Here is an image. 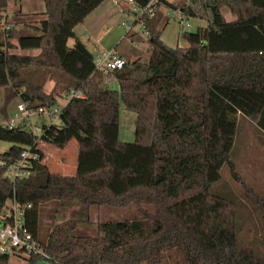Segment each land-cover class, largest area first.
I'll list each match as a JSON object with an SVG mask.
<instances>
[{"label":"trees","instance_id":"1","mask_svg":"<svg viewBox=\"0 0 264 264\" xmlns=\"http://www.w3.org/2000/svg\"><path fill=\"white\" fill-rule=\"evenodd\" d=\"M42 1L45 17L38 25L25 24L38 34L20 35L14 26L0 25V109L6 114L16 97L32 106L55 101L56 86L45 91L40 80H29L32 74H57L63 89L81 86L84 97L66 104L63 125L42 135L58 148L75 139V171L54 172L42 163L29 176L11 180L0 166V205L12 196L30 203L26 223L34 235L37 207L53 200L134 208L125 219H97L96 235L74 233L88 219L52 225L41 242L47 257L31 255L25 264H169L170 255L175 264H248L237 245L234 204L210 186L224 163L236 176L229 155L236 115L264 130V0H205L211 21L185 31L186 46L174 51L160 39L157 10L145 21L147 60L125 59L111 73L114 88L107 86L109 74L94 70V54L73 30L104 0ZM133 1L141 6L149 0ZM161 3L195 15L182 1ZM222 5L233 20L223 17ZM7 6L8 0H0V21ZM120 104L136 113L131 142L118 137ZM0 140L11 142L0 154L9 160L35 143L30 133L1 124ZM40 157L43 162L44 152ZM0 264H10L9 256L0 255Z\"/></svg>","mask_w":264,"mask_h":264},{"label":"rangeland","instance_id":"2","mask_svg":"<svg viewBox=\"0 0 264 264\" xmlns=\"http://www.w3.org/2000/svg\"><path fill=\"white\" fill-rule=\"evenodd\" d=\"M187 5L194 9L195 15L189 16V25L179 28L174 23L166 20L160 38L165 45L167 37L178 38L174 47L186 46L185 31H194L198 26H206L212 19L211 8L204 4V0H185ZM44 9L42 0H8L7 23L15 27L20 35L32 36L37 31L26 27V23L39 24L40 11ZM226 20L232 19V13L226 5L220 7ZM126 18L119 6L112 0L102 1L91 11L81 23L74 27V37L81 39L86 47L95 55L98 51L113 49L122 53L127 59L139 58L146 61L149 52L142 50L136 32V27L129 34L123 36L124 28L121 22ZM69 38L68 46H72L75 38ZM15 43L14 39H10ZM141 45V46H140ZM10 52L36 54L38 50L9 49ZM60 77H64L60 74ZM59 75L46 73L32 74L29 80L34 84L40 80L43 89L50 91L56 86V95L64 89L61 82L58 84ZM60 79V78H59ZM64 80V79H63ZM36 84H39L36 83ZM35 84V85H36ZM109 87H116V82L111 80ZM18 97L12 99L6 106V114L0 109V124L4 125L10 110L14 107ZM3 102V90L0 88V108ZM136 113L119 106L118 137L121 141L134 140ZM11 145V142L0 140V154ZM43 164L54 172L70 174L75 171L77 147L75 139H71L64 148L52 144H44ZM230 159L234 163L236 176L233 175L229 165L224 163L220 168V178L210 186V192L233 202L236 212L235 225L239 250L245 252L250 261L248 264H264V130L258 127L250 118L242 114L236 115V131L234 142L230 150ZM263 200V202H262ZM133 206L125 208L118 206L102 205L87 208L76 200L62 203L58 200L42 203L37 207L38 230L37 238L45 241L52 225L66 219H88L89 222L77 225L74 233L77 235H96V221L109 219H125L133 212ZM169 264H175V257L170 255ZM10 264H25L14 257L9 258Z\"/></svg>","mask_w":264,"mask_h":264},{"label":"built area","instance_id":"3","mask_svg":"<svg viewBox=\"0 0 264 264\" xmlns=\"http://www.w3.org/2000/svg\"><path fill=\"white\" fill-rule=\"evenodd\" d=\"M205 1V0H204ZM119 6L125 16L121 22L124 28L123 36L129 34L135 27L136 32L148 37L145 21L154 17L160 10L161 0H149L144 5H137L133 0H112ZM165 16L169 21L176 23L180 28L189 25V16L181 7H165ZM7 8L0 25L4 28L11 26L7 23ZM94 70L102 74H109L106 83L112 80L111 73L121 68L125 59L113 49L98 51L93 58ZM80 87H69L59 95H55V101L49 105L32 106L18 99L10 110L5 120V126L9 129L16 128L34 136L35 143L24 145L20 155L15 160L0 159V166L5 169V174L11 180L27 177L37 171L36 166L42 165L40 153L44 152L42 135L51 127L63 125L62 112L66 104L72 98H83ZM36 165V166H34ZM32 209L30 203L20 204L14 196L0 205V255H8L20 261H26L28 256L47 257L44 246L36 235L32 234L26 223V215Z\"/></svg>","mask_w":264,"mask_h":264},{"label":"crops","instance_id":"4","mask_svg":"<svg viewBox=\"0 0 264 264\" xmlns=\"http://www.w3.org/2000/svg\"><path fill=\"white\" fill-rule=\"evenodd\" d=\"M168 1H173V0H168ZM179 1H182L183 3H185L186 5H187V3L185 2V0H179ZM189 6H190V4H189ZM192 8V7H191ZM193 9V8H192ZM160 13H161V26L160 25H158L157 27H156V29H158L159 27L161 28V31L164 29V26H165V23H166V20H167V17L165 16V13H164V11H165V7L162 5L161 6V8H160ZM193 11H194V9H193ZM44 9L42 10V11H40V13H42V15L39 17V20H41V19H43L44 17H45V15H44ZM194 13H196L195 11H194ZM222 13V12H221ZM235 18V15H233L232 14V19H230V20H233ZM168 22H171V21H169L168 20ZM171 23H174V22H171ZM167 24V23H166ZM175 25H177L176 23H174ZM163 25V26H162ZM178 26V25H177ZM179 27V26H178ZM199 27V26H198ZM180 28V27H179ZM161 34V33H160ZM79 39V38H78ZM161 39V38H160ZM81 40V39H80ZM168 42H167V46H169V47H174V44H177V41H178V38L177 37H175V36H173L172 35V37H170V36H168L167 37V39H166ZM138 41H139V43H143V44H141V45H143L142 46V50H146V51H148V48H147V44H146V38L144 37V36H139L138 37ZM163 41V40H162ZM164 42V41H163ZM140 45V46H141ZM118 52V51H117ZM119 53V55L122 57V58H124V59H127L122 53H120V52H118ZM11 146V145H10ZM9 146V147H10ZM8 147V148H9ZM6 151V150H5Z\"/></svg>","mask_w":264,"mask_h":264},{"label":"water","instance_id":"5","mask_svg":"<svg viewBox=\"0 0 264 264\" xmlns=\"http://www.w3.org/2000/svg\"><path fill=\"white\" fill-rule=\"evenodd\" d=\"M167 46V45H166ZM167 47H169V46H167ZM169 49H171V50H175V47H169Z\"/></svg>","mask_w":264,"mask_h":264}]
</instances>
